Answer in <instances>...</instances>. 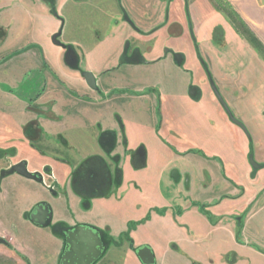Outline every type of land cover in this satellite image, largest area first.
Returning a JSON list of instances; mask_svg holds the SVG:
<instances>
[{
	"label": "flooded vegetation",
	"instance_id": "1",
	"mask_svg": "<svg viewBox=\"0 0 264 264\" xmlns=\"http://www.w3.org/2000/svg\"><path fill=\"white\" fill-rule=\"evenodd\" d=\"M199 1L113 0L110 6L106 0H95L96 5L91 6L89 0H74L77 4L65 5L67 12L72 14L76 6L81 7L77 11L82 10L79 14L82 13L83 21L99 25L85 27L76 35L68 31L63 16L65 9L61 13L59 0H29L27 5L36 9L43 7L58 22L47 37L38 36L42 41L46 39L51 53L37 42H26L11 50L1 48L8 36L0 28V67L8 74L0 76V221L9 227L8 234L2 228L0 248L20 256L10 241L20 236L23 222L37 229H48L59 238L63 248L66 231L87 226L99 231L106 246L96 264H132L125 254L137 264H143L137 256L141 248L150 250L151 264H157L151 248L136 246L129 232L114 240L95 225L78 221L79 215L67 202L61 203L57 217L53 200L75 193L81 201V211L88 212L93 200L109 197L120 188L124 174L121 161L140 158L144 151L128 148L121 111L154 110L156 133L173 150L170 138L178 140L180 136L170 126L173 123L169 113L179 103L169 88L174 93L184 85L188 100L197 104L208 97L217 108L219 118L230 128L228 137L241 138L246 144L245 157L251 178L264 171V110L259 105L260 96L258 92L253 96L246 92L242 77L232 73L235 44L222 22L214 21L200 34L205 20L197 5ZM206 2L208 7L202 15L210 19L217 6L215 0ZM54 36L59 45L53 43ZM28 39L30 36L25 37V41ZM107 50L104 60L91 59ZM96 60L100 62L99 72L88 67ZM84 73L92 76V84L87 82ZM161 78L167 81L161 83ZM94 114L99 117L112 114L116 128L104 129L101 122H96L88 130H74L75 135L91 138L78 149L71 146L65 133L52 132L55 126H68L72 116L86 124L87 115ZM247 126L253 133L251 136ZM68 133L71 135V131ZM255 139L259 141L258 146L254 144ZM190 153L203 159L220 160V156L208 157L202 150ZM144 156L140 164L133 161L135 170L144 167ZM250 157L258 169L252 168ZM20 165L35 178L14 170ZM39 189L44 191L45 198L24 210V200ZM40 206L47 209L43 225L31 219L32 215H41ZM240 221V216L236 217L237 238Z\"/></svg>",
	"mask_w": 264,
	"mask_h": 264
},
{
	"label": "crops",
	"instance_id": "2",
	"mask_svg": "<svg viewBox=\"0 0 264 264\" xmlns=\"http://www.w3.org/2000/svg\"><path fill=\"white\" fill-rule=\"evenodd\" d=\"M220 1L230 7L264 44V0ZM28 2L0 0V28L8 36L1 48L11 50L26 42H37L50 52L46 39L44 42L38 36L47 37L57 28L58 22L43 7L36 9L27 5ZM106 2L110 4L113 0ZM67 3L76 2L59 0V10L62 13L65 9L63 16L71 34L79 35L85 27H99L96 22L83 21L82 13L79 14L82 10L77 11L81 7L77 9L76 6L74 13H68ZM95 3V0L88 2L91 6ZM205 3L207 5L206 0L197 2L205 20L200 34L218 21L234 40L235 33L220 10L217 9L210 19L202 15L208 7ZM29 36L30 39L25 41ZM9 43L14 46H6ZM86 57L90 58L89 54ZM95 62L88 65L89 70L99 72L100 62ZM239 62L240 59L233 58L232 65ZM158 69L161 72L163 68ZM245 71L247 74H240L242 81H246L249 75V71ZM162 79L161 83L167 81V78ZM169 90L179 103L169 113L170 117L167 116L173 123L171 128L180 136L178 140L170 138L174 149L170 150L156 133L157 114L154 110L119 112L125 124L128 148H143L142 155L121 161L124 174L120 188L109 197L93 200L90 211H81V201L75 193L53 200L57 217L62 209L61 203L67 202L79 215L78 221L95 225L114 240L129 232L136 246L151 248L157 264H264V171L256 174L255 179L251 178L245 157L246 144L241 138L228 137L230 128L219 118L217 108L208 97L197 104L188 100L184 85L178 92ZM112 116L87 115L86 124L74 116L70 119L66 116L68 126H55L52 132L65 133L71 146L78 149L91 138L90 135H75L74 130H88L96 122H101L104 129H115ZM231 145L237 147V154L231 153ZM194 150H202L208 157L215 154L220 160L203 159L190 153ZM143 156L144 167L135 170L133 161L140 164ZM44 198V191L39 189L24 200L23 209ZM1 211L0 207V214ZM238 216L241 218L239 238ZM4 227L8 225L0 221V234L3 229L8 234L9 227ZM10 244L20 256L0 248L1 264H58L63 248L59 238L48 229H37L26 222H23L20 236ZM125 256L130 263L137 264L128 254Z\"/></svg>",
	"mask_w": 264,
	"mask_h": 264
},
{
	"label": "rangeland",
	"instance_id": "3",
	"mask_svg": "<svg viewBox=\"0 0 264 264\" xmlns=\"http://www.w3.org/2000/svg\"><path fill=\"white\" fill-rule=\"evenodd\" d=\"M215 2L217 9L221 11L222 16L235 33L233 35L235 39L231 40V42L235 44L233 46L234 51L232 57L240 59V62L233 66L232 73L237 76L240 75L241 72L245 73V70L249 71V75L245 78L246 81H244V90L246 92H251L252 96L254 93L256 95V92H258L260 96L259 101H261L259 105L264 110V44L250 29H248L247 25L238 18L237 14L230 7L226 6V4L220 0H215ZM126 43L125 41L124 46ZM240 44L242 46H240ZM107 52L108 50L104 51V53L100 52V55L98 53L95 58L91 59L104 60ZM0 69V76L8 75L7 73L4 74L3 67H0ZM239 82L241 81L239 80ZM246 129L251 136V134H253L251 133V129H249L248 126ZM256 140L257 139H255L254 144L258 146L257 144H259V141ZM231 146L233 148V145ZM237 151V147H234L231 153L235 155Z\"/></svg>",
	"mask_w": 264,
	"mask_h": 264
},
{
	"label": "water",
	"instance_id": "4",
	"mask_svg": "<svg viewBox=\"0 0 264 264\" xmlns=\"http://www.w3.org/2000/svg\"><path fill=\"white\" fill-rule=\"evenodd\" d=\"M56 37L57 36L53 37V43L59 45V42L56 41ZM83 76L88 83L92 84L93 80L90 74L84 73ZM212 88L220 103L225 107L216 89L213 86ZM233 121L245 130L242 124L235 120ZM249 162L253 169L259 168V166L252 161L251 157L249 158ZM14 170L28 178H35L34 175L25 172L23 165L17 166ZM38 209H40L41 215H32L31 219L37 225H43L47 218V209L41 206L38 207ZM104 243L99 231L87 226L74 227L64 233V248L58 264H95L100 259L103 252L106 251ZM137 256L143 264H151L153 261L150 250L147 248L137 250Z\"/></svg>",
	"mask_w": 264,
	"mask_h": 264
}]
</instances>
